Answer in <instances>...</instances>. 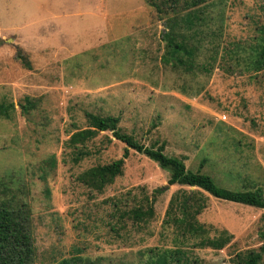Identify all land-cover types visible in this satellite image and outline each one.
Instances as JSON below:
<instances>
[{
    "label": "rangeland",
    "instance_id": "1",
    "mask_svg": "<svg viewBox=\"0 0 264 264\" xmlns=\"http://www.w3.org/2000/svg\"><path fill=\"white\" fill-rule=\"evenodd\" d=\"M197 14L202 20L181 32L208 73L163 59L167 17L148 0H0V103L15 105L11 120L0 117V184L9 189L0 200L29 204L34 264H152L177 247L164 220L182 187L170 186L156 162L132 152L102 193L78 182L125 148L104 133L87 144L92 156L75 164L67 142L86 128L87 112L119 116L147 146L166 142V153L185 157L194 172L207 158L202 171L219 186L264 189V72L257 80L228 76L219 60L223 47L254 43L264 0H214ZM26 97L36 107L24 115ZM160 188L155 217L130 219ZM203 196L198 219L209 236L228 230L234 239L223 250L178 245L184 264H237L260 251L264 209Z\"/></svg>",
    "mask_w": 264,
    "mask_h": 264
},
{
    "label": "trees",
    "instance_id": "2",
    "mask_svg": "<svg viewBox=\"0 0 264 264\" xmlns=\"http://www.w3.org/2000/svg\"><path fill=\"white\" fill-rule=\"evenodd\" d=\"M214 0H148L159 14L167 17L166 32L163 38L166 42L164 60L173 63L175 67H182L188 73H208L211 68L196 63V48L189 44V38L181 32V28L192 29L197 21H201L198 10ZM258 29V28H257ZM256 29V30H257ZM259 34L254 37V43L249 45L235 44L222 48L220 55V70L228 75H242L250 80H257L264 72V28L258 29ZM24 65L28 68V63ZM36 103L30 97L25 98L21 105L22 113L27 115L35 109ZM15 105L0 103V117L12 119ZM87 126L84 130L74 132L67 142L71 149L72 160L79 164L92 156L86 150L89 142L99 135L110 133L118 142L122 143L124 153L122 158L109 164L97 165L78 176V182L92 191L102 193L112 185L124 172V165L132 152L143 154L156 162L161 169L169 173V185L182 187L169 202L164 225L174 229V249L165 250L158 255L152 264H184L186 258L185 247L189 241H197L201 248L223 250L234 239L228 231L223 230L216 238L209 236V230L199 222L198 217L207 208V201L203 195L207 194L218 200L246 205L257 209H264V189L246 187L244 190H232L219 186L214 178L202 171L207 158L200 164L196 172L188 169L185 157L169 156L166 153V142H155L150 146L142 143L136 135L121 127L119 116L101 115L93 112L85 114ZM111 141V140H109ZM8 187L0 184V192L8 196ZM164 188L156 189L153 196L146 198L142 205L131 209L129 218L136 223H145L155 217L154 203ZM32 211L25 201L20 202L17 196L0 200V264H34L37 250L32 228ZM264 240V228L262 233ZM180 245L181 247H179ZM264 254V244L260 251H252L246 257L238 256L237 264H260ZM60 264H69L63 261Z\"/></svg>",
    "mask_w": 264,
    "mask_h": 264
}]
</instances>
